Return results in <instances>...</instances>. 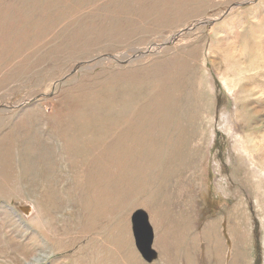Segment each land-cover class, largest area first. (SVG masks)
Returning a JSON list of instances; mask_svg holds the SVG:
<instances>
[{
  "label": "rangeland",
  "instance_id": "1",
  "mask_svg": "<svg viewBox=\"0 0 264 264\" xmlns=\"http://www.w3.org/2000/svg\"><path fill=\"white\" fill-rule=\"evenodd\" d=\"M0 264H264V0H0Z\"/></svg>",
  "mask_w": 264,
  "mask_h": 264
},
{
  "label": "water",
  "instance_id": "2",
  "mask_svg": "<svg viewBox=\"0 0 264 264\" xmlns=\"http://www.w3.org/2000/svg\"><path fill=\"white\" fill-rule=\"evenodd\" d=\"M201 24H203V23H201ZM187 30H188V29H187ZM187 30H185V31H187ZM185 31H184V32H185ZM166 45H169V44H166ZM139 55H140V54H139ZM139 55H138V56H139Z\"/></svg>",
  "mask_w": 264,
  "mask_h": 264
},
{
  "label": "bare ground",
  "instance_id": "3",
  "mask_svg": "<svg viewBox=\"0 0 264 264\" xmlns=\"http://www.w3.org/2000/svg\"><path fill=\"white\" fill-rule=\"evenodd\" d=\"M253 50V49H252Z\"/></svg>",
  "mask_w": 264,
  "mask_h": 264
}]
</instances>
